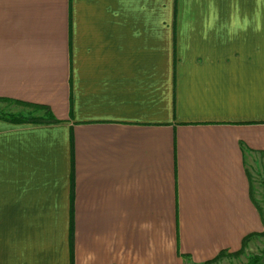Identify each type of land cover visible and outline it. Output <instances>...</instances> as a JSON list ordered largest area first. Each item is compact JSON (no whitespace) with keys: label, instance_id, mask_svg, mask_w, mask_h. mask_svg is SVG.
<instances>
[{"label":"crops","instance_id":"crops-1","mask_svg":"<svg viewBox=\"0 0 264 264\" xmlns=\"http://www.w3.org/2000/svg\"><path fill=\"white\" fill-rule=\"evenodd\" d=\"M0 98L51 115L0 118V264H201L264 229V0H0Z\"/></svg>","mask_w":264,"mask_h":264},{"label":"rangeland","instance_id":"rangeland-1","mask_svg":"<svg viewBox=\"0 0 264 264\" xmlns=\"http://www.w3.org/2000/svg\"><path fill=\"white\" fill-rule=\"evenodd\" d=\"M0 113H21L24 116H35V111L32 110V107H26L15 102H8L0 100ZM263 188V187H262ZM264 190L261 193L260 198H258V207L259 212L264 218ZM264 252V235H253L250 239L246 240L245 246L241 253L238 255H224L212 262L211 264H244L249 257L252 255H257ZM264 255L262 256V259Z\"/></svg>","mask_w":264,"mask_h":264},{"label":"trees","instance_id":"trees-1","mask_svg":"<svg viewBox=\"0 0 264 264\" xmlns=\"http://www.w3.org/2000/svg\"><path fill=\"white\" fill-rule=\"evenodd\" d=\"M0 100L3 101H12L10 99L7 98H0ZM15 103H19L18 101H12ZM29 107H32L33 109H42L45 115H48V117L50 118L51 115L48 113V109L47 107L43 106V105H37V104H29ZM0 118L5 119L7 121L10 122H39V121H43V118L41 117H30V116H24L21 113H0ZM51 119V118H50ZM253 235H264V229L261 232L258 233H249L247 235H245L244 237H242L241 239V244H240V248L237 249L236 251H232V252H228L226 250H220L214 257H212L211 259H208L206 261H203L201 264H211L212 262L216 261L217 259H219L220 257L224 256V255H238L239 253L242 252L244 246H245V242L246 240L253 236ZM264 255V252L261 251V253L257 254V255H252L251 257H249V259L244 263V264H264V258L262 259V256Z\"/></svg>","mask_w":264,"mask_h":264},{"label":"water","instance_id":"water-1","mask_svg":"<svg viewBox=\"0 0 264 264\" xmlns=\"http://www.w3.org/2000/svg\"><path fill=\"white\" fill-rule=\"evenodd\" d=\"M264 199V198H263Z\"/></svg>","mask_w":264,"mask_h":264}]
</instances>
